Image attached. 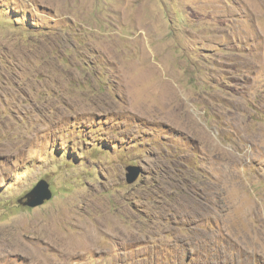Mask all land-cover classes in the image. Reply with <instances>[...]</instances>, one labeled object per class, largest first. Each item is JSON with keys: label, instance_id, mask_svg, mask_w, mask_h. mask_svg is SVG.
I'll use <instances>...</instances> for the list:
<instances>
[{"label": "rangeland", "instance_id": "1", "mask_svg": "<svg viewBox=\"0 0 264 264\" xmlns=\"http://www.w3.org/2000/svg\"><path fill=\"white\" fill-rule=\"evenodd\" d=\"M0 264H264V0H0Z\"/></svg>", "mask_w": 264, "mask_h": 264}, {"label": "water", "instance_id": "2", "mask_svg": "<svg viewBox=\"0 0 264 264\" xmlns=\"http://www.w3.org/2000/svg\"><path fill=\"white\" fill-rule=\"evenodd\" d=\"M141 169L136 166L127 168L126 181L128 184H133L139 177ZM53 197V192L46 180L39 181L36 186L25 195L24 199L19 200V203L24 207L37 208L42 206L46 201H50Z\"/></svg>", "mask_w": 264, "mask_h": 264}, {"label": "bare ground", "instance_id": "3", "mask_svg": "<svg viewBox=\"0 0 264 264\" xmlns=\"http://www.w3.org/2000/svg\"><path fill=\"white\" fill-rule=\"evenodd\" d=\"M110 46H112V45H110ZM111 53V52H110ZM110 55V54H109Z\"/></svg>", "mask_w": 264, "mask_h": 264}]
</instances>
